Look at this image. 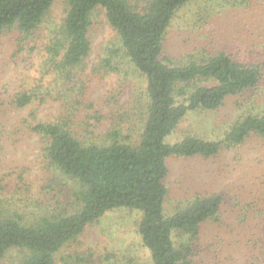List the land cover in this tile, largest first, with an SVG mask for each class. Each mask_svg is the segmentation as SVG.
Segmentation results:
<instances>
[{
  "label": "trees",
  "instance_id": "1",
  "mask_svg": "<svg viewBox=\"0 0 264 264\" xmlns=\"http://www.w3.org/2000/svg\"><path fill=\"white\" fill-rule=\"evenodd\" d=\"M55 1L0 0V42L7 39L11 58L35 40ZM193 1L148 0L137 11L129 0H65L64 18L47 37L43 52L46 71L53 72L55 84L70 100L63 105L69 107L55 121H38L27 128L45 141L44 158L74 184V191L63 211L32 220L0 208V262L15 251V264H56V256L88 226L107 212L128 209L141 214L137 233L150 264H194L192 243L205 222L219 220L224 198L196 195L165 215L168 160L210 158L221 150H239L253 137L264 139V111L254 113L252 107L244 111L218 142L195 136L172 143L168 139L189 114L217 111L228 98L254 91L264 81V61L235 60L224 50L182 63L164 57V41L176 14ZM221 3L232 9L250 8L252 0ZM97 7L116 33L122 57L145 81V118L137 141L124 137L116 124L98 134L101 117L81 110L86 100L82 76L92 50L88 34ZM247 44L256 46L252 41ZM107 55L99 68L114 71L117 51ZM33 98L32 92H23L12 97L11 104L20 110ZM176 233L188 241L176 244ZM71 259L64 255L60 264H72Z\"/></svg>",
  "mask_w": 264,
  "mask_h": 264
},
{
  "label": "rangeland",
  "instance_id": "2",
  "mask_svg": "<svg viewBox=\"0 0 264 264\" xmlns=\"http://www.w3.org/2000/svg\"><path fill=\"white\" fill-rule=\"evenodd\" d=\"M147 1L129 0L137 11ZM223 5L221 0H195L178 12L164 41L163 56L182 63L224 50L235 60L264 61L263 0H252L250 8ZM65 10V0H56L35 40L15 58L7 53V39L0 42V109L4 110L0 115V208L23 220L63 211L74 191V184L44 158L45 141L27 128L38 121L53 122L69 107L63 105L70 100L55 84L53 72L46 71L43 52ZM88 37L92 50L82 76L86 100L81 110L101 117L98 134L116 124L123 128L124 137L137 141L145 118L144 78L122 57L119 39L100 7L92 12ZM251 41L256 46H248ZM112 49L117 51L112 59L115 70L99 68ZM23 92H32L34 98L19 110L11 101ZM250 108L254 113L264 111V81L244 96L228 98L217 111L189 114L168 140L195 136L218 142ZM167 165L165 215L196 195L224 198L219 220L205 222L192 243L193 263L264 264V139L253 137L239 150H221L210 158L172 157ZM140 218L139 212L128 209L107 212L56 256V264L64 255L71 256L72 264H150L137 233ZM173 240L185 243L188 237L176 233ZM16 258L11 251L0 264H15Z\"/></svg>",
  "mask_w": 264,
  "mask_h": 264
}]
</instances>
